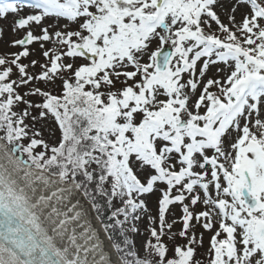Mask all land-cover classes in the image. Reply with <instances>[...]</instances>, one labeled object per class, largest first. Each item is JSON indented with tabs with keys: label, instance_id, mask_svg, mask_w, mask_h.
Wrapping results in <instances>:
<instances>
[{
	"label": "snow or ice",
	"instance_id": "6c2138e0",
	"mask_svg": "<svg viewBox=\"0 0 264 264\" xmlns=\"http://www.w3.org/2000/svg\"><path fill=\"white\" fill-rule=\"evenodd\" d=\"M0 264H264V0H0Z\"/></svg>",
	"mask_w": 264,
	"mask_h": 264
},
{
	"label": "rangeland",
	"instance_id": "374dc122",
	"mask_svg": "<svg viewBox=\"0 0 264 264\" xmlns=\"http://www.w3.org/2000/svg\"><path fill=\"white\" fill-rule=\"evenodd\" d=\"M13 51H14V49H13ZM89 220L93 223V225L95 227L99 228V225L96 223V221L94 220V218L91 214L89 215ZM101 238H103V237H101Z\"/></svg>",
	"mask_w": 264,
	"mask_h": 264
}]
</instances>
